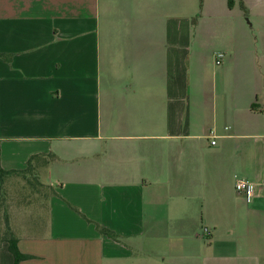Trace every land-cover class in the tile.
Wrapping results in <instances>:
<instances>
[{
  "label": "crops",
  "instance_id": "0c3cea01",
  "mask_svg": "<svg viewBox=\"0 0 264 264\" xmlns=\"http://www.w3.org/2000/svg\"><path fill=\"white\" fill-rule=\"evenodd\" d=\"M0 52L19 264H264V0H0Z\"/></svg>",
  "mask_w": 264,
  "mask_h": 264
},
{
  "label": "trees",
  "instance_id": "16d2710c",
  "mask_svg": "<svg viewBox=\"0 0 264 264\" xmlns=\"http://www.w3.org/2000/svg\"><path fill=\"white\" fill-rule=\"evenodd\" d=\"M0 58L5 60H9V56L5 55L4 53L0 52ZM53 158L51 154H34L29 157L27 160L26 167L22 170H6L0 166V196H4L5 192V179L10 176L21 177L24 179L30 187L29 192H31L32 197L28 195L29 198H33L37 200V198L41 197L42 195L45 197L50 196H58V194L52 189L50 185L44 184L41 182L39 177L40 168L47 166ZM90 221V220H88ZM97 228L100 232L116 238V235L103 227L97 225ZM10 236L7 238H3L2 240H6L8 242V250L12 253L14 261L13 264H19L20 260L28 257V255L22 254L17 247V240L13 235L12 231H7Z\"/></svg>",
  "mask_w": 264,
  "mask_h": 264
},
{
  "label": "rangeland",
  "instance_id": "374dc122",
  "mask_svg": "<svg viewBox=\"0 0 264 264\" xmlns=\"http://www.w3.org/2000/svg\"><path fill=\"white\" fill-rule=\"evenodd\" d=\"M5 180L4 196H0V241L10 236L7 231L13 232L15 226L12 225L10 218L16 216L18 212L16 208L23 206L22 204L26 201L32 205L35 202L33 198L28 197V195L32 197V194L29 192L30 187L24 179L10 176Z\"/></svg>",
  "mask_w": 264,
  "mask_h": 264
},
{
  "label": "built area",
  "instance_id": "2783aa9c",
  "mask_svg": "<svg viewBox=\"0 0 264 264\" xmlns=\"http://www.w3.org/2000/svg\"><path fill=\"white\" fill-rule=\"evenodd\" d=\"M223 57H224V53L222 51L216 52L214 54L215 64L219 65L221 63ZM226 128H228V127H226ZM214 143H215V141L212 140L211 144H214ZM234 189L237 193L241 194L244 197L246 202L249 203L252 201L253 195H254V189H255L253 181H251L245 177L239 176L235 180Z\"/></svg>",
  "mask_w": 264,
  "mask_h": 264
}]
</instances>
